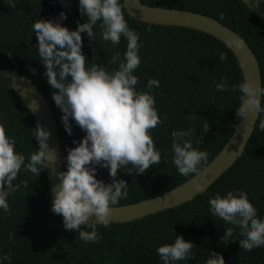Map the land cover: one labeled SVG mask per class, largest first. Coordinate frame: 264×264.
Masks as SVG:
<instances>
[{
	"label": "trees",
	"instance_id": "obj_1",
	"mask_svg": "<svg viewBox=\"0 0 264 264\" xmlns=\"http://www.w3.org/2000/svg\"><path fill=\"white\" fill-rule=\"evenodd\" d=\"M144 5L181 10L209 17L229 28L249 46L258 61L264 83V25L239 0H140ZM43 0H0V70H12L31 81L49 103L61 145L62 162L67 148L75 147L84 133L73 122L72 135L65 131L60 109L52 100V89L43 73L38 49L30 45L32 25L40 14ZM63 21L74 30L77 22L86 20L79 11L78 0H64ZM125 18L140 34L141 64L134 73L138 76L137 88L143 90L149 79H157L159 87L152 89L156 108L162 123L151 129L154 143L161 150L159 164L144 174L132 175L128 168L118 170L117 179L129 183L128 196L113 208L137 204L173 190L195 176H181L172 163L171 132L193 130L194 147L206 150L208 160L202 171L226 146L239 119V93L216 91V83L226 78L228 86L243 80L242 70L234 54L222 42L202 32L139 22ZM95 41L82 33V50L89 63L107 66L114 55L120 59L126 51L127 41L113 46L101 37L99 22L94 26ZM227 54L220 62L219 54ZM0 114L7 123L6 131L17 139V150L27 158L36 150L31 130L36 121L22 99L12 90L0 89ZM264 113L259 114L253 134L235 164L206 192L191 202L174 209L157 213L140 220L114 224L107 228L97 225L98 239L82 241L76 230H65L63 218L51 211L50 187L46 170L38 177L21 170L14 184L16 191L9 196V210L0 209V258L8 256L2 264H162L157 248L174 242L175 235L194 243V258L177 264H206L211 251L221 253L225 264H264V247L246 251L240 248L239 228L227 244L221 239L230 224L212 217L208 200L221 194L242 189L260 216H264V130L259 127ZM209 130L204 132V124ZM97 178L111 182L108 170L99 168ZM91 231L90 228H82Z\"/></svg>",
	"mask_w": 264,
	"mask_h": 264
},
{
	"label": "clouds",
	"instance_id": "obj_2",
	"mask_svg": "<svg viewBox=\"0 0 264 264\" xmlns=\"http://www.w3.org/2000/svg\"><path fill=\"white\" fill-rule=\"evenodd\" d=\"M81 16L85 23L77 22L72 30L63 24L67 19L61 12L55 20L38 19L32 25L35 32L39 61L43 73L52 89L51 97L60 109L63 127L72 135L74 122L84 133L79 140H73L75 147L67 148L64 158L65 170L56 172L59 183L50 190L51 211L63 218L65 230H76L84 242L98 239L97 225L107 228L113 206L128 196L129 183L117 179L118 170L128 168L132 175L144 174L153 165L159 164L161 150L156 147L151 129L162 123L152 94L159 87L157 79H149L145 88H137L138 76L134 73L141 64L139 51L140 34L130 28L124 13V0H78ZM99 22L101 37L113 46L126 39L123 59L119 53L108 60V65L118 67L109 70L107 66L89 63L84 54L82 33L95 41L94 26ZM244 41L230 37L226 45L236 50L244 48ZM227 54L221 52L219 61L226 62ZM247 61L239 67L245 68ZM216 91L238 92L240 104L236 108L237 118L264 113V83H253L245 77L238 85L228 86L226 78L216 83ZM30 108V106H29ZM31 110V109H30ZM6 119L0 114V209L9 210L8 199L19 187L14 184L21 170L35 177L49 168L50 162L58 159L57 149L49 144L50 131L37 121L31 130L36 141V150L27 158L17 150V139L7 134ZM259 127L264 130V120ZM209 124H204V132ZM193 130L171 132L172 163L181 176L199 175L201 167L208 160L209 153L193 146ZM240 148L238 152L242 151ZM99 168L108 170L111 182L97 178ZM198 193L205 192V185L196 183ZM212 217L222 219L233 227L223 231L225 244L239 228L240 248L252 251L264 247V216L250 202L248 193L242 189L217 192L208 200ZM95 217V221L91 217ZM90 228L91 231L82 230ZM194 243L175 235L174 242L157 248L162 264H177L194 258ZM206 264H225L221 253L209 252ZM8 256L0 258L2 261Z\"/></svg>",
	"mask_w": 264,
	"mask_h": 264
},
{
	"label": "water",
	"instance_id": "obj_3",
	"mask_svg": "<svg viewBox=\"0 0 264 264\" xmlns=\"http://www.w3.org/2000/svg\"><path fill=\"white\" fill-rule=\"evenodd\" d=\"M239 1L264 25V0ZM63 4L64 0H43L37 20H55L62 12ZM124 9L130 17L139 22L196 30L214 37L224 45H226V39L230 37L243 40L229 28L200 14L181 10L154 8L144 5L140 0H124ZM244 43L242 50H236L234 47L233 49L228 48L236 57L239 65L245 60L247 61L245 68L241 69L243 79L247 77L253 83H262L258 61L245 41ZM35 44H37V39L35 32H33L30 38V45ZM0 89L14 91L26 104L36 123L39 121L50 131L51 135L48 142L52 147L57 149L58 159L55 162H50L49 168L45 170L50 190L53 189L59 183L56 172L64 171V168L58 129L49 103L31 81L12 70H0ZM258 117V114H252L251 112L241 117L226 146L200 171L199 175H195L173 190L155 198L133 205L112 208L109 216L110 223L123 224L140 220L191 202L196 196L202 194L196 191V183L204 184L206 192L241 157L253 134ZM240 148H243V150L238 152ZM262 203L264 204V198H262ZM91 219L95 221L94 216Z\"/></svg>",
	"mask_w": 264,
	"mask_h": 264
}]
</instances>
